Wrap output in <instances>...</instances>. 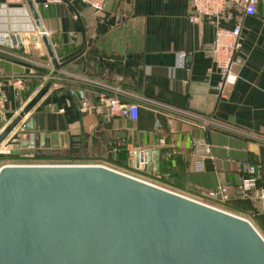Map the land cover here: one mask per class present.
<instances>
[{
	"label": "crops",
	"instance_id": "obj_1",
	"mask_svg": "<svg viewBox=\"0 0 264 264\" xmlns=\"http://www.w3.org/2000/svg\"><path fill=\"white\" fill-rule=\"evenodd\" d=\"M30 1L56 62L71 60L55 68L27 0H0V32L7 35L0 44V78H24L20 88L2 86L6 121L0 128L49 83L0 144V158L20 164L52 159L101 164L154 178L133 169L129 151L158 150L156 180L163 186L198 198L225 185L230 200L224 205L250 222H262L252 204L239 197L237 186L244 175L242 164L258 165L256 183L264 185V0H258L251 16L231 8L222 15L223 26L240 22L242 46L233 78L220 91L214 88L219 74L208 52L213 26L205 19L189 23L184 1L104 0L97 12L80 0ZM178 51L188 52L184 67L175 66ZM90 81L124 90V100L138 104L136 119L101 108L80 110L81 98L96 103L97 88ZM29 120L38 145L10 155L13 138L27 139L28 133L19 132ZM200 140L207 143L208 153ZM200 155L203 168L197 171L192 162ZM211 201L219 203L218 197Z\"/></svg>",
	"mask_w": 264,
	"mask_h": 264
},
{
	"label": "water",
	"instance_id": "obj_2",
	"mask_svg": "<svg viewBox=\"0 0 264 264\" xmlns=\"http://www.w3.org/2000/svg\"><path fill=\"white\" fill-rule=\"evenodd\" d=\"M27 3L55 68L70 61L56 62ZM48 87L0 128V144ZM22 132L27 139L13 138L10 155L38 145L31 120ZM133 162L159 175L158 150H135ZM0 264H264V239L236 214L101 164L6 163L0 166Z\"/></svg>",
	"mask_w": 264,
	"mask_h": 264
},
{
	"label": "built area",
	"instance_id": "obj_3",
	"mask_svg": "<svg viewBox=\"0 0 264 264\" xmlns=\"http://www.w3.org/2000/svg\"><path fill=\"white\" fill-rule=\"evenodd\" d=\"M83 4L88 6L93 11L97 12L102 8L104 0H80ZM188 4L189 13L187 21L189 23L200 22L202 20H209L213 26V39L208 48V52L211 57L213 66L216 68L219 74V82L214 86L215 90L220 91L223 84L230 82L233 78V67L236 64V56L241 49L242 41L240 35L241 24L239 21L235 22L229 27L221 24L222 15L227 8L236 9L243 16H251L255 13L258 0H180ZM6 33L0 32V44L6 41ZM188 56L186 51H178L176 53V67H184ZM23 76L8 75L4 78H0V123L5 122L3 110V90L4 83L10 84L13 88H20L23 84ZM90 85L94 88V98L96 103L81 98L78 102L79 109L82 111L100 112L99 108L103 109L105 113L111 115H118L129 118L130 120L136 119L137 105L133 102H127L124 100L125 93L118 87L111 85L98 84L97 82L90 81ZM20 129H23V124ZM124 140L121 138L117 142L122 143ZM203 146V153H208V145L203 140L199 141ZM134 149L129 151V154L133 156ZM203 156H197L192 166L194 170H201L203 168ZM131 162V160H130ZM20 164V163H19ZM23 164H47L31 161ZM144 162L138 163V169H133L141 172V168ZM110 168V167H109ZM113 169V168H112ZM259 166L256 164H242L241 171L244 173L240 177L237 186L238 195L240 198L248 200L253 206V214L259 215L264 221V185H257V174ZM120 172V171H119ZM129 176L143 180L153 185H157L168 189L163 186L154 178H145L141 175L134 173H125ZM188 197V196H186ZM218 197L219 203H214L211 200ZM190 198V197H188ZM197 200L211 207L229 212L222 207H225V203L230 200L227 187L225 185H218L214 189H207L198 198H191ZM231 213V212H229ZM241 217V216H240ZM243 218V217H241ZM251 225L252 223L247 219ZM253 226V225H252ZM254 227V226H253ZM255 229V227H254ZM256 230V229H255ZM257 231V230H256ZM258 232V231H257Z\"/></svg>",
	"mask_w": 264,
	"mask_h": 264
},
{
	"label": "rangeland",
	"instance_id": "obj_4",
	"mask_svg": "<svg viewBox=\"0 0 264 264\" xmlns=\"http://www.w3.org/2000/svg\"><path fill=\"white\" fill-rule=\"evenodd\" d=\"M6 163H19V162H16L15 160L7 157H3V158H0V166L1 164H6ZM40 163H68V162H55L53 159L52 161H44V162H40ZM223 209L229 211L232 213V211H230L227 206L225 207H222ZM261 223L259 222V224H256V223H252V225L255 227V229L258 231V233L261 235V237L264 239V221L261 219Z\"/></svg>",
	"mask_w": 264,
	"mask_h": 264
}]
</instances>
